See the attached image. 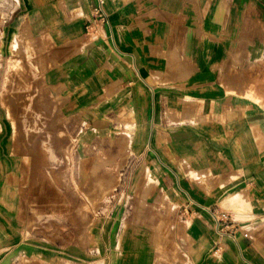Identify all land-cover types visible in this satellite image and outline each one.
I'll use <instances>...</instances> for the list:
<instances>
[{"label": "crops", "instance_id": "0c3cea01", "mask_svg": "<svg viewBox=\"0 0 264 264\" xmlns=\"http://www.w3.org/2000/svg\"><path fill=\"white\" fill-rule=\"evenodd\" d=\"M9 1L6 17L0 9V264H264V0ZM96 6L106 22L91 39ZM19 58L37 68L62 121L49 134L75 138V184L100 203L83 243L29 236L30 215L70 213L75 198L42 176L55 145L14 144L3 93ZM215 208L249 237L222 234Z\"/></svg>", "mask_w": 264, "mask_h": 264}, {"label": "rangeland", "instance_id": "374dc122", "mask_svg": "<svg viewBox=\"0 0 264 264\" xmlns=\"http://www.w3.org/2000/svg\"><path fill=\"white\" fill-rule=\"evenodd\" d=\"M9 2V0H0V9L4 10L5 17L8 13L6 6L9 7ZM9 69L4 80L6 87L3 101L7 103L9 109L12 107L15 109V112L10 113V116L15 119L13 121L14 144L17 149L21 147L24 149L27 146L35 148L42 140L47 139L50 146L55 145L57 158L53 164L54 168H44L41 170L43 171L42 176L44 179L53 178L59 184L64 196L75 198L68 202L71 205V214L61 213L60 216L53 218L36 214L30 215L27 222L29 236H37L43 242L61 246L69 243H83L87 237L88 213L94 211L100 203L89 200L88 196L80 191L75 184L73 148L75 138L66 137L61 132H57L55 136L49 134L47 128L60 125L62 121L58 117L47 89L41 80L38 81L37 68L28 61L23 62V59L19 58L18 61L10 65ZM43 105L48 109L49 114L41 119V116H37V106ZM42 126L45 130L44 136L39 138L31 136L37 128H43ZM44 159L50 160L46 156ZM30 171L37 172L36 169H28L27 173ZM32 179L35 180V176ZM23 212H26V208H23Z\"/></svg>", "mask_w": 264, "mask_h": 264}, {"label": "built area", "instance_id": "2783aa9c", "mask_svg": "<svg viewBox=\"0 0 264 264\" xmlns=\"http://www.w3.org/2000/svg\"><path fill=\"white\" fill-rule=\"evenodd\" d=\"M106 22V17L99 6L93 9V15L91 19L85 25V35L91 39L101 37L103 25ZM216 222L219 231L222 234L229 236H235L238 232L243 237H249V229L244 228L243 225L237 219L231 217L230 213L223 209L215 208ZM182 215H191L192 210L188 205L183 206L181 209Z\"/></svg>", "mask_w": 264, "mask_h": 264}, {"label": "bare ground", "instance_id": "6f19581e", "mask_svg": "<svg viewBox=\"0 0 264 264\" xmlns=\"http://www.w3.org/2000/svg\"><path fill=\"white\" fill-rule=\"evenodd\" d=\"M18 46V45H17Z\"/></svg>", "mask_w": 264, "mask_h": 264}]
</instances>
